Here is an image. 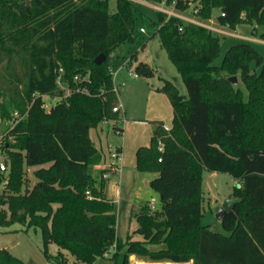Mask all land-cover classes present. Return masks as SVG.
Wrapping results in <instances>:
<instances>
[{"label": "trees", "instance_id": "trees-1", "mask_svg": "<svg viewBox=\"0 0 264 264\" xmlns=\"http://www.w3.org/2000/svg\"><path fill=\"white\" fill-rule=\"evenodd\" d=\"M178 1L180 10L195 4L201 19L215 18L231 29L244 18L254 34L262 27L264 41V0ZM215 10L225 16H214ZM137 14L144 16L131 0H117L116 10L109 0H0V97L9 100L0 104V130L14 112L28 111L2 148L10 164L0 193V226L39 229L46 258L52 259L49 246L55 244L73 256L74 264H98L114 245L115 264L121 256L122 264H131L133 255L151 262L264 264V56L249 41L230 45L216 65L228 38L156 12V34L188 93L164 80L159 90L172 105V126L156 121L151 145L137 150L138 171L157 174L150 186L161 210L152 213L145 206L135 212V233L142 240H122L115 205L96 196L90 170L103 154L90 131L112 120L115 133L123 132L119 113L113 112L116 94L108 61L114 49L133 38ZM100 54L106 59L96 65ZM60 68L73 90L66 98L56 83ZM133 71L142 78L155 75L143 61ZM80 74L89 77L76 83ZM236 75L247 96L230 81ZM78 86L89 94L77 92ZM45 96L60 100L46 110ZM25 165L40 168L37 182L24 190ZM204 170L238 181L231 194L237 202L221 220L227 234L202 223ZM58 257L65 258L62 251ZM0 264L25 263L0 249Z\"/></svg>", "mask_w": 264, "mask_h": 264}, {"label": "rangeland", "instance_id": "rangeland-1", "mask_svg": "<svg viewBox=\"0 0 264 264\" xmlns=\"http://www.w3.org/2000/svg\"><path fill=\"white\" fill-rule=\"evenodd\" d=\"M136 4L144 16L137 14L136 27L131 40H127L118 48L114 49L109 57L110 71L115 86H118L116 102L122 105L118 116L121 119L119 126L123 127L122 133H115L114 125L116 121L103 122L92 129L90 132L93 141L98 150L107 153L111 147H121L123 162L122 171L113 172L109 179L102 180V173L99 167H92L90 172L96 180L95 187L98 191V198L104 197L108 201L110 195L112 199L117 198V192H120L121 205H115V214L117 217L116 231L117 236L122 240L130 237L131 240L140 241L142 237L135 233L139 224L137 223L134 213L139 211L145 204H149L152 198L156 199V210H161L159 195L151 188L150 181L157 177L156 173H142L137 169V150L140 147L150 146L152 136L157 120L163 121L166 128H171L173 119V109L168 96L159 90L164 84V79L174 82L179 92L187 96V88L182 75L171 61L167 51L162 46L159 36L156 34L158 27L153 24L157 21L155 9L147 0H131ZM150 3V4H149ZM117 0H109L111 10H116ZM192 4L190 7H194ZM235 29L229 25L220 24L215 18L209 21L213 22L215 27H219L227 33H217L220 36L228 38L224 47L223 54L215 61L220 65L225 51L235 42L249 41L264 56V41L261 42L260 34L262 27L258 26L256 34L253 33V26L247 24L244 18ZM143 28L145 32H141ZM255 28V26H254ZM216 33V32H215ZM257 39V40H251ZM132 65L127 67L128 61L132 56ZM140 61L148 63L155 69V75L152 78L134 77V65ZM259 72L260 68L252 64ZM89 74L77 75L80 78H88ZM237 78V85L247 96V91L241 80L240 75L233 76ZM125 83V85H122ZM65 94H72L68 85H65ZM116 94V93H115ZM44 104L48 108L56 105L58 98L44 99ZM9 103L8 99L0 97V104ZM22 118L27 119L28 111L20 114ZM122 122V123H121ZM10 124V121H3L0 132H4ZM103 127L101 131L100 128ZM96 129L99 130V136ZM103 150V151H102ZM4 161L10 164L8 151L2 150ZM48 167V165L46 166ZM39 166L23 167V189L31 188L36 182L35 171ZM104 172V171H103ZM202 189H203V217L202 223L209 225L211 230L223 233L224 229L221 220L217 218L219 210L226 204L233 193L235 185L238 183L228 173H215L207 170L203 171ZM9 179L8 174H3L0 178V193L6 188V182ZM109 184L110 194H104V188ZM92 196V195H91ZM94 197V196H93ZM120 208V209H119ZM155 211H152L154 213ZM128 235V236H127ZM154 250L161 249V246H152ZM0 249L9 250L14 256L23 260L25 264H74L73 256L67 251L59 249L55 244L49 246L51 260H48L44 254V245L42 233L39 229L28 228L26 225L13 224L11 226H0ZM62 251L65 258L58 257ZM120 256L123 251L119 253ZM123 256L119 258L117 264H122ZM98 264H115V248L105 255Z\"/></svg>", "mask_w": 264, "mask_h": 264}, {"label": "built area", "instance_id": "built-area-1", "mask_svg": "<svg viewBox=\"0 0 264 264\" xmlns=\"http://www.w3.org/2000/svg\"><path fill=\"white\" fill-rule=\"evenodd\" d=\"M178 4H179L178 0H173L171 4H168L167 0H164L161 3L151 2L150 6L153 9H155L156 11L167 15V19H169L171 17H175V18L181 19L185 23L202 26V27H205V28H207L213 32H216V33H225V34L227 33L226 31L222 30L221 28L215 27L213 25L212 21L201 19L198 16V11H199L198 7L194 6V7H190L187 10H180L178 8ZM220 15L225 16V14L221 13V12H220ZM140 31L145 32V30L143 28H141ZM63 75H64V70L62 68H60L56 83L61 89L65 90V83L63 82ZM134 77H138V75L134 74ZM86 79H87V77L86 78H80L79 76H76L74 80L76 83H78L81 81H85ZM122 85H125V84H122ZM76 91L82 92L85 94H89L86 89H83L80 86L76 87ZM113 91L117 95L118 86L117 85L115 86V84H114ZM68 96H70V94L66 93L63 98H66ZM45 97L51 98L49 96H45ZM43 106L46 109L47 106L45 104ZM122 108H123L122 105L121 104L119 105L117 103V105L114 106V108H113V112L119 113ZM49 109L50 108H48L47 110H49ZM22 120H24V118H22V116L18 112H14L12 118L10 119V124H9L8 128L4 132H0V178L3 174H8V171H9L8 164L4 161V155L2 152V148L4 146L6 139L7 138L11 139L10 131L13 129V127L17 123H19ZM103 124H107V120L104 121ZM160 149H162V147H160ZM122 162H123L122 148L119 146L113 147V148L111 147V149L109 150V153H108V166L104 170V172L102 174V178L104 180H106V179L110 178V176L112 175L113 172H115V173L121 172L122 171ZM87 194H88L89 198H91V199L93 198V196H91V193L89 191L87 192ZM155 203H156V199L152 198V200L149 204V208H150L151 212L156 211ZM112 248H116V245H114Z\"/></svg>", "mask_w": 264, "mask_h": 264}, {"label": "crops", "instance_id": "crops-1", "mask_svg": "<svg viewBox=\"0 0 264 264\" xmlns=\"http://www.w3.org/2000/svg\"><path fill=\"white\" fill-rule=\"evenodd\" d=\"M252 41L253 40H257V39H251ZM257 41H260V40H257ZM261 42H263V40H261ZM165 80V79H164ZM123 84H125V83H123ZM119 120L117 121L118 123H120V121H121V119L120 118H118ZM157 121H160V120H157ZM163 122V121H162ZM164 123V122H163ZM95 129V128H94ZM93 129V130H94ZM101 129V131L103 130V127L102 128H100ZM96 131H97V135L99 136V130L98 129H96ZM91 132V131H90ZM90 137H91V135H90ZM91 139H92V141H93V138L91 137ZM94 142V141H93ZM95 143V142H94ZM98 148V147H97ZM103 151V150H102ZM102 153V152H101ZM109 153V152H108ZM103 160L101 161V163L99 164V165H97L96 167H99L100 169H101V173L103 174V171L107 168V166H108V155H107V153H105L104 151H103ZM102 176V175H101ZM102 180H104L103 178H102ZM151 182V181H150ZM108 195V194H110V187H109V184H107L106 185V187L104 188V194L103 195ZM109 197L108 198H110V200H112L111 202L114 204V205H116V204H118V205H121V200H120V198H121V196H120V192L118 191L117 192V198L114 200V199H112V197L110 196V195H108ZM229 199H233V200H235L234 198H231V197H229ZM150 204V203H149ZM149 204L147 203V204H145L144 205V207L145 206H149ZM144 207H141L140 209H139V211L142 209V208H144ZM120 209V208H119ZM138 212V211H137ZM137 221V220H136ZM138 229V228H137ZM213 231V230H212ZM220 233V232H219ZM223 234H227L225 231L223 232ZM128 236V235H127ZM162 247V246H161ZM135 258V259H134ZM130 262H131V264H193V261H190V262H185V263H174V262H151V261H149V260H146V259H140V258H138V257H136L135 255H133V256H131L130 257Z\"/></svg>", "mask_w": 264, "mask_h": 264}, {"label": "water", "instance_id": "water-1", "mask_svg": "<svg viewBox=\"0 0 264 264\" xmlns=\"http://www.w3.org/2000/svg\"><path fill=\"white\" fill-rule=\"evenodd\" d=\"M23 6H26L25 3L22 4ZM214 16L219 17L220 16V11L219 10H215L214 11ZM106 59V56L104 54H100L98 57H96V59L94 60L96 65H100L102 64ZM230 81L234 84L237 85V78L236 77H232L230 78ZM236 200L233 199H229L226 204L224 206L221 207V209L219 210L218 216L217 218L219 220H222V218L224 217V215L226 213L232 212L233 211V207L236 204Z\"/></svg>", "mask_w": 264, "mask_h": 264}, {"label": "bare ground", "instance_id": "bare-ground-1", "mask_svg": "<svg viewBox=\"0 0 264 264\" xmlns=\"http://www.w3.org/2000/svg\"><path fill=\"white\" fill-rule=\"evenodd\" d=\"M135 259V258H134Z\"/></svg>", "mask_w": 264, "mask_h": 264}]
</instances>
